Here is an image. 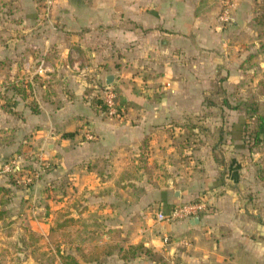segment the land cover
<instances>
[{
	"label": "crops",
	"instance_id": "1",
	"mask_svg": "<svg viewBox=\"0 0 264 264\" xmlns=\"http://www.w3.org/2000/svg\"><path fill=\"white\" fill-rule=\"evenodd\" d=\"M221 2L57 0L46 19L42 0H0V235L21 231L28 255L27 232L48 238L65 210L101 221L109 240L100 244L155 254L110 255L108 264H264V124L257 147L243 141L245 109L256 105L252 118L264 119V0H237L226 25ZM110 74L120 119L92 87V76ZM201 119L223 122L221 162L210 146H186L179 174L182 122ZM9 158L50 171L20 187ZM138 169L172 174L155 187ZM171 192L183 202L204 196L211 209L198 222L159 221Z\"/></svg>",
	"mask_w": 264,
	"mask_h": 264
},
{
	"label": "rangeland",
	"instance_id": "2",
	"mask_svg": "<svg viewBox=\"0 0 264 264\" xmlns=\"http://www.w3.org/2000/svg\"><path fill=\"white\" fill-rule=\"evenodd\" d=\"M262 6L264 7V5ZM260 14L263 15L262 19H264V12H261ZM260 14L258 15V17L260 16ZM115 86L119 93L118 86L116 84ZM220 108L221 107H219V109L213 108V110L211 111L212 114L214 112L219 113ZM205 110L206 109H204V111H201V114L205 115L206 112H208V110ZM246 123H248V129L244 131ZM246 123L243 127V141L249 149H254V146L257 147L259 145V140L257 138H253V134L250 133V130L257 124V120L251 118ZM221 127L223 129L224 125L223 122L219 120L213 121L201 119L182 122L184 133L181 137V162L180 166L177 167L178 169H174V171H178V173L180 172L179 174H181V172L183 171V164L188 162L189 160L188 153L184 151L186 146H210L217 150L215 154L218 161L221 162L220 149H222L221 143L223 139L219 135ZM193 128H196V131ZM251 146H253V148ZM218 147L219 150L217 149ZM9 160V162L12 161L11 158H9ZM41 163L49 165L45 161H39V163H37V165L32 169H27V167L26 169H24L16 162V164L20 166V171L18 174H15L14 172H11L9 169H7L8 172L11 173V176L13 178V180L11 179V181L15 182V184L20 187H26L35 184L40 178H42L43 175H45V173L50 171V166H47L43 170H41V173L38 175V177L34 178L33 182L26 183L19 180H21V177L23 175L38 170V167L41 165ZM171 174L172 169H138L136 170L135 178L140 181L148 180L149 182L155 183V187H159L160 184H163L165 182V178L170 176ZM182 185L183 182H178L175 187L177 189H180ZM171 197L172 198L170 203L173 205L183 202L175 199V196H173L172 192ZM151 203H153L151 204V216L156 219V211L160 203L159 200H155ZM67 214L68 212L65 210L57 211V219L54 221V230L50 232L48 238H45L43 235V237H37L34 235V233L27 232V244L29 246L31 245V248H34L28 255L22 248V241L26 240V236L22 235L21 231L15 234L13 233V237L10 239H5L4 235H0V264H13L14 262H20L21 259L25 258H27V264H61V255L64 253L74 254L77 258L88 261H93L92 259H94L98 264H108L110 255L114 257H122L123 250L117 248L115 244L109 242L101 244L98 243L99 241L109 240L107 238L108 234L106 233L107 231L105 227L101 226V221L98 220L99 222H97V219L95 218H88L90 219V221L86 223L85 221H83V219L87 217L79 220L78 218L76 219L75 217L67 216ZM40 239L44 240L40 242ZM19 242L21 244H19ZM29 260H31V263L29 262Z\"/></svg>",
	"mask_w": 264,
	"mask_h": 264
},
{
	"label": "built area",
	"instance_id": "3",
	"mask_svg": "<svg viewBox=\"0 0 264 264\" xmlns=\"http://www.w3.org/2000/svg\"><path fill=\"white\" fill-rule=\"evenodd\" d=\"M221 9L218 15V19L222 24H230L233 21V12L236 8L237 0H221ZM43 9H42V17L46 19H51L53 10L57 4V0H42ZM40 71V70H39ZM92 79V87H94L97 91L98 98L101 101V106L104 107V112L110 116L115 118H122L124 113V104L120 101L118 91L116 89L115 83L107 84L104 81H100V76L95 75L91 77ZM87 139H93L94 135L92 133H87L85 136ZM48 165L41 163L38 167V170L35 172H31L29 174H25L21 177L22 182H33L35 177L41 173ZM7 169L15 174H18L20 171V166L16 164V161L8 162L6 165ZM210 206L207 198L204 196H198L196 199L191 201L180 202L176 205H173L168 213L164 211H159L157 213V219L159 221H174L180 219H188L193 218L195 216H199L202 213H206L210 211ZM168 237H165L164 240L168 242ZM186 244H190V242H184ZM172 264H181L176 262L175 260L171 261Z\"/></svg>",
	"mask_w": 264,
	"mask_h": 264
},
{
	"label": "trees",
	"instance_id": "4",
	"mask_svg": "<svg viewBox=\"0 0 264 264\" xmlns=\"http://www.w3.org/2000/svg\"><path fill=\"white\" fill-rule=\"evenodd\" d=\"M262 18V17H261ZM103 109L104 107L101 106ZM257 106L256 105H250L249 107L246 108V113L247 115L252 118L254 114L257 112ZM264 124V119L262 118L257 124L251 128L250 133L253 134V138H257L260 133V129ZM248 123H246L244 127V131H246L248 128ZM65 135H72L71 133H67ZM256 142V141H255ZM257 143V142H256ZM255 145V144H254ZM253 148V146H251ZM255 147V146H254ZM145 253L148 255L150 258H155V254L152 252L151 249L145 247L143 244H138V245H130L127 250L124 251L122 254L123 259H128V258H135L136 256L139 255V253ZM62 258V263L63 264H83L79 261V259L74 255L70 253H64L61 255Z\"/></svg>",
	"mask_w": 264,
	"mask_h": 264
},
{
	"label": "water",
	"instance_id": "5",
	"mask_svg": "<svg viewBox=\"0 0 264 264\" xmlns=\"http://www.w3.org/2000/svg\"><path fill=\"white\" fill-rule=\"evenodd\" d=\"M114 79H115V76L113 74H110L107 77L106 83L107 84H112V83H114ZM191 220L195 221V222H198L199 221V217H194Z\"/></svg>",
	"mask_w": 264,
	"mask_h": 264
}]
</instances>
